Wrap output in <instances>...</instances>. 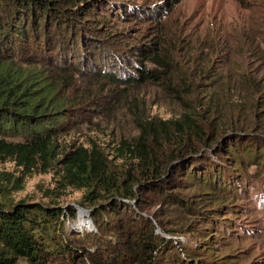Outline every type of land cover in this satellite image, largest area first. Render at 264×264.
Masks as SVG:
<instances>
[{"label": "trees", "instance_id": "1", "mask_svg": "<svg viewBox=\"0 0 264 264\" xmlns=\"http://www.w3.org/2000/svg\"><path fill=\"white\" fill-rule=\"evenodd\" d=\"M76 3L0 0V159L11 158L26 168L36 165L37 159L44 165L50 161L63 164V177L77 189L86 188L83 197L87 201L104 200L90 213L96 230L75 231L66 225L67 218L58 206L0 199V264H127L129 258L133 264H156L160 258L165 264H190V260L234 264L205 259L215 249L212 239H228L225 235L233 231L229 223L237 218L232 217L236 213L233 199L246 187L248 176L264 180V139L229 133L220 143L198 116L185 112L176 119L138 121V135L118 149L121 157L129 154L127 168L115 166L95 146L60 149L57 136L67 128L69 115L81 118L82 112L94 109L86 107L88 102L98 98L96 91L75 92L73 75L87 73L84 69L92 64L89 75L121 83L116 73H105L103 64L95 68L97 63L114 59L116 51L112 53L101 41L103 36L111 37L112 31L101 25L92 28V23L102 20L98 13L96 20L75 19L73 15L79 19L85 15ZM91 3L85 1L84 7ZM74 4L77 10L69 7ZM36 52L43 55L42 61L34 59ZM122 53L117 55H129ZM141 56L123 82L161 83L165 73L145 64L159 61V52ZM213 145L221 164L206 155L188 156ZM249 166H254V172ZM191 188L193 192L182 195L181 191ZM126 200H133L136 209L129 210ZM152 203L173 205L194 221L200 219L203 228L189 224L192 219L187 230L203 247H183L178 252L173 240L155 233V218L162 214L146 212ZM69 213L74 219L73 207ZM159 223L165 229L166 223ZM77 224L83 226L86 221L80 219Z\"/></svg>", "mask_w": 264, "mask_h": 264}, {"label": "rangeland", "instance_id": "2", "mask_svg": "<svg viewBox=\"0 0 264 264\" xmlns=\"http://www.w3.org/2000/svg\"><path fill=\"white\" fill-rule=\"evenodd\" d=\"M85 1L89 0L76 3L85 13L83 19L73 16L78 20H96L98 13L102 20L91 26L108 27L113 34L106 39L101 37V41L112 53L116 51L112 61L97 63L95 68L103 64L105 73H116L121 83L89 75L92 64L80 65L86 67L87 73L73 75L76 82L72 79V88L76 87L75 92L96 91L98 98L88 102L86 107L94 109L82 112L81 118L69 115L67 128L57 136L60 149L95 146L115 166L127 168L131 165L129 154L121 157L118 149L138 135V121L176 119L185 112L198 116L220 143L229 133L264 139V0H92L84 7ZM76 5L69 7L77 10ZM52 48L54 55L55 40ZM146 50L159 52V61L145 64L165 73L162 82L149 80L126 85L123 80L134 72L130 67L139 62ZM122 52H128V57L117 55ZM32 56L43 60L37 52ZM50 64L54 66L53 62ZM215 147L202 146L188 156L206 155L221 164ZM62 166L51 161L44 165L37 159L36 165L26 168L11 158L0 159V199L6 203L23 200L58 206L67 218L66 225L80 233L95 231L90 213L94 205L98 207L104 200L87 201L83 197L86 188L69 185ZM248 170L252 173L255 168L249 166ZM11 179H15L12 184ZM245 183L244 190L233 199L236 213L232 217L237 216L233 223L229 222L233 231L225 235L228 239H212L215 249L208 252L210 256L205 261L212 258L217 263L225 260L234 264H264V180L248 176ZM195 188L181 193L187 196ZM127 202L129 210L136 209L133 200ZM160 205L152 203L146 210L150 215L155 211L162 214L155 218V233L173 240L178 252L183 247H203L187 230L192 217L173 205ZM70 207L75 210L74 219ZM80 219L86 224L78 225ZM159 220L166 223L165 229ZM195 220L189 224L204 227L200 219ZM162 260L158 259L156 264H165ZM133 262L131 258L126 260L127 264ZM190 264L202 263L190 260Z\"/></svg>", "mask_w": 264, "mask_h": 264}]
</instances>
